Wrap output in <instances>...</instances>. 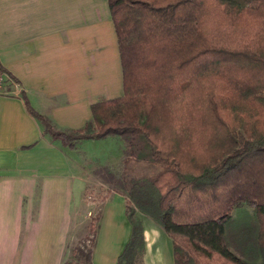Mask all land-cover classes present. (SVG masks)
Returning <instances> with one entry per match:
<instances>
[{"label":"trees","instance_id":"16d2710c","mask_svg":"<svg viewBox=\"0 0 264 264\" xmlns=\"http://www.w3.org/2000/svg\"><path fill=\"white\" fill-rule=\"evenodd\" d=\"M106 1L122 94L73 130L30 112L70 149L123 141L122 172L101 173L131 227L116 264H143L144 217L170 237L174 264H264V0ZM244 208L254 222L233 218ZM92 245L77 248L83 264Z\"/></svg>","mask_w":264,"mask_h":264},{"label":"crops","instance_id":"0c3cea01","mask_svg":"<svg viewBox=\"0 0 264 264\" xmlns=\"http://www.w3.org/2000/svg\"><path fill=\"white\" fill-rule=\"evenodd\" d=\"M0 66L17 87L0 94V264H62L73 209L69 183L80 179L66 148L30 110L73 130L91 118V104L122 94L107 1L0 0ZM108 211L113 219L106 224ZM143 220V264H174L170 237ZM130 233L125 199L114 193L100 216L91 263L116 264ZM148 246L151 253L159 248V258L147 256Z\"/></svg>","mask_w":264,"mask_h":264},{"label":"rangeland","instance_id":"374dc122","mask_svg":"<svg viewBox=\"0 0 264 264\" xmlns=\"http://www.w3.org/2000/svg\"><path fill=\"white\" fill-rule=\"evenodd\" d=\"M65 148L67 151L65 152L66 158L70 160L69 169L75 176H78L80 180L79 182L75 180V182L69 183L71 193L70 208L73 207V209H71L72 216L70 217L68 237L66 238L67 242L63 248V258L61 262L62 264H83L84 260L80 257L77 248L82 249L84 253L91 249L93 246L92 244L95 242L102 211L105 208L106 202L114 194L112 192V186L105 182L107 176L101 173H104L103 168L109 169L116 175L122 172L124 143L118 137H108L102 140H84L78 144L76 149ZM119 159L120 163H118ZM71 161L76 162V164L71 165ZM106 163H114L115 166L112 167L114 169L103 167L102 165ZM149 171L150 169L145 166L134 168V174L136 175L148 174L150 173ZM113 207L116 210L115 218L118 220L117 217L121 216V206L115 204ZM243 212L247 213L249 219L251 218L250 220L254 222L251 217L253 213L250 208H244L239 212L237 210L234 211L233 218L237 219ZM110 214V211H108L107 215L104 216L106 224L110 223L113 219ZM77 217L78 219H76ZM149 230L150 229H148V232ZM230 242L232 244L231 250L239 256L240 253L234 247L236 243ZM160 247L162 250V244H160ZM158 250L155 249V251L151 253L150 247L148 246L147 256L152 259V255L154 254L155 258H159ZM160 257L164 258V253H160ZM255 264H259V262Z\"/></svg>","mask_w":264,"mask_h":264},{"label":"built area","instance_id":"2783aa9c","mask_svg":"<svg viewBox=\"0 0 264 264\" xmlns=\"http://www.w3.org/2000/svg\"><path fill=\"white\" fill-rule=\"evenodd\" d=\"M16 88L14 80L0 66V94H10Z\"/></svg>","mask_w":264,"mask_h":264}]
</instances>
